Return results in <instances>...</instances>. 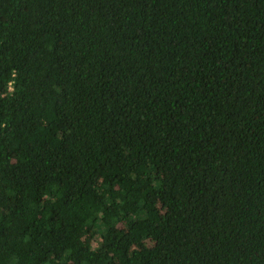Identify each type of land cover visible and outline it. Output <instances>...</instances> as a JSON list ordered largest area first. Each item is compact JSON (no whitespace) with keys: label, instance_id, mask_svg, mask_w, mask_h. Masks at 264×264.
I'll use <instances>...</instances> for the list:
<instances>
[{"label":"trees","instance_id":"trees-1","mask_svg":"<svg viewBox=\"0 0 264 264\" xmlns=\"http://www.w3.org/2000/svg\"><path fill=\"white\" fill-rule=\"evenodd\" d=\"M0 264H264V0H0Z\"/></svg>","mask_w":264,"mask_h":264},{"label":"rangeland","instance_id":"rangeland-1","mask_svg":"<svg viewBox=\"0 0 264 264\" xmlns=\"http://www.w3.org/2000/svg\"><path fill=\"white\" fill-rule=\"evenodd\" d=\"M85 236H86V240H84L83 238H82V240H81L83 243H87V237H88V236H87V235H85Z\"/></svg>","mask_w":264,"mask_h":264}]
</instances>
